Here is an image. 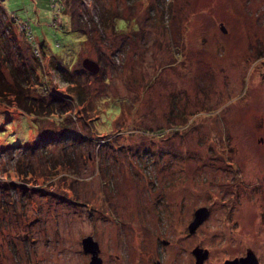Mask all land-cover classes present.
Returning <instances> with one entry per match:
<instances>
[{
  "label": "rangeland",
  "instance_id": "rangeland-1",
  "mask_svg": "<svg viewBox=\"0 0 264 264\" xmlns=\"http://www.w3.org/2000/svg\"><path fill=\"white\" fill-rule=\"evenodd\" d=\"M89 236L264 264V0H0V264H90Z\"/></svg>",
  "mask_w": 264,
  "mask_h": 264
},
{
  "label": "water",
  "instance_id": "water-1",
  "mask_svg": "<svg viewBox=\"0 0 264 264\" xmlns=\"http://www.w3.org/2000/svg\"><path fill=\"white\" fill-rule=\"evenodd\" d=\"M83 66L92 71L97 72L99 70V65L92 59L85 58L82 61ZM208 209L206 207H200L195 211L194 220L189 225V231L193 232L195 228L203 221ZM83 248L85 252L91 253L90 264H102V259L98 256V244L90 236L85 237L82 240ZM192 253L195 256V264H204V260L207 259L209 251L205 248L196 246ZM225 264H259L255 254L252 251H248L245 256L241 258H234L231 260H226Z\"/></svg>",
  "mask_w": 264,
  "mask_h": 264
},
{
  "label": "trees",
  "instance_id": "trees-1",
  "mask_svg": "<svg viewBox=\"0 0 264 264\" xmlns=\"http://www.w3.org/2000/svg\"><path fill=\"white\" fill-rule=\"evenodd\" d=\"M112 28L115 30L114 26ZM86 35H88V34H86ZM46 49H48V46H47L46 42L43 40V41L39 42V46H38V48L36 50H37V52H45ZM1 88H3V87H1ZM4 88H6V87H4ZM26 98H29V101H28V99L23 100L24 102H21L20 99L17 100L18 104L22 108H24V107L35 108L37 106L35 104H39L40 107H41L40 109L48 111L47 109L50 108L53 111L55 109V107L57 106V104H56L57 98H54V97L50 98V100H49L50 102H48L47 100H44L45 98H42V97L38 99V98H36L34 96L33 97L32 96H26ZM37 102H39V103H37ZM43 102L45 103V105L43 104ZM30 108H27V109L29 110ZM36 148H38V147H36Z\"/></svg>",
  "mask_w": 264,
  "mask_h": 264
},
{
  "label": "built area",
  "instance_id": "built-area-1",
  "mask_svg": "<svg viewBox=\"0 0 264 264\" xmlns=\"http://www.w3.org/2000/svg\"><path fill=\"white\" fill-rule=\"evenodd\" d=\"M58 22H60V17H58ZM30 30V29H29ZM31 31V30H30Z\"/></svg>",
  "mask_w": 264,
  "mask_h": 264
},
{
  "label": "flooded vegetation",
  "instance_id": "flooded-vegetation-1",
  "mask_svg": "<svg viewBox=\"0 0 264 264\" xmlns=\"http://www.w3.org/2000/svg\"><path fill=\"white\" fill-rule=\"evenodd\" d=\"M156 264H160V262H156Z\"/></svg>",
  "mask_w": 264,
  "mask_h": 264
}]
</instances>
